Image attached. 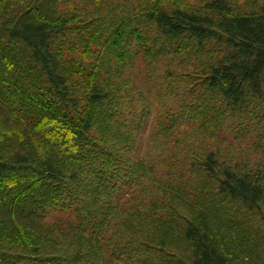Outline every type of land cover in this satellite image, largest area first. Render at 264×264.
<instances>
[{"label": "trees", "instance_id": "trees-1", "mask_svg": "<svg viewBox=\"0 0 264 264\" xmlns=\"http://www.w3.org/2000/svg\"><path fill=\"white\" fill-rule=\"evenodd\" d=\"M139 52L193 83L164 143L210 141L169 171L137 148ZM0 264H264V0H0Z\"/></svg>", "mask_w": 264, "mask_h": 264}, {"label": "rangeland", "instance_id": "rangeland-1", "mask_svg": "<svg viewBox=\"0 0 264 264\" xmlns=\"http://www.w3.org/2000/svg\"><path fill=\"white\" fill-rule=\"evenodd\" d=\"M154 62L152 65L147 64V60L143 56V52H139L132 65L128 68L130 72V76H132L133 82L138 89L135 92V106L134 109L131 108V112L133 114H141V112L146 113L144 119L142 120L141 128L137 129V148L144 154L149 156V158H153L154 156H160L164 154V158H157L159 162H155L157 165H162L164 170L169 171L172 168V162H176V158H179L180 155L176 153L172 154V148L174 143L171 140L174 138H183V136H189V134H194L197 132V137L192 136L191 139H197L196 143H208L206 142V137L204 135L198 134L197 131L198 125L196 126L195 122L190 120L189 118H184L183 120L176 121L173 126L177 130V133L174 136H166L170 142L168 144L164 143V137L160 135V129L162 124L169 125L170 118L169 114L171 111L177 112L182 109V102L188 101L187 99V89L191 88L193 83L189 80V83L185 81L175 82L172 87H176L175 95H171V91H169L168 84L170 81V77L168 76L167 70L173 68L177 65V61L170 65L167 57H163L159 60V63ZM171 87V88H172ZM143 110V111H142ZM132 116L134 117L135 115ZM131 117V118H133ZM137 120L138 117H135ZM163 130V129H162ZM163 133V132H162ZM159 136V137H158ZM158 137V139H157ZM205 138V140H204ZM229 138H234V136L229 135ZM257 140L256 136L246 137L245 139H241V144H234L231 147L233 149H239L242 155H248L259 161H263V157L260 153H254V141ZM234 140H231L232 142ZM228 141L224 139L223 143L220 145L225 148L227 146ZM185 147L181 149L184 152ZM164 151V152H163ZM152 153V154H151ZM248 153V154H247ZM173 155V156H172ZM172 160V161H171ZM122 202H124L122 200ZM53 212L49 214L48 221L55 220H65L66 222H75L74 213L70 210L68 211H60V210H51Z\"/></svg>", "mask_w": 264, "mask_h": 264}]
</instances>
